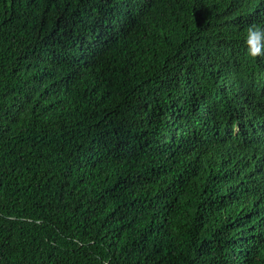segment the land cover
I'll use <instances>...</instances> for the list:
<instances>
[{"label": "trees", "instance_id": "obj_1", "mask_svg": "<svg viewBox=\"0 0 264 264\" xmlns=\"http://www.w3.org/2000/svg\"><path fill=\"white\" fill-rule=\"evenodd\" d=\"M264 0H0V264H264Z\"/></svg>", "mask_w": 264, "mask_h": 264}, {"label": "clouds", "instance_id": "obj_2", "mask_svg": "<svg viewBox=\"0 0 264 264\" xmlns=\"http://www.w3.org/2000/svg\"><path fill=\"white\" fill-rule=\"evenodd\" d=\"M247 55L255 58L264 56V27L253 24L246 29Z\"/></svg>", "mask_w": 264, "mask_h": 264}]
</instances>
